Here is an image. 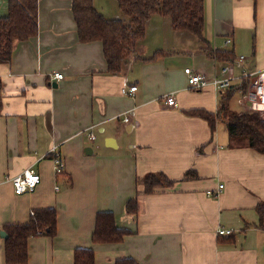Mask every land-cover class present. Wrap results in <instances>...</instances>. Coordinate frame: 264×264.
Masks as SVG:
<instances>
[{"label":"crops","instance_id":"1","mask_svg":"<svg viewBox=\"0 0 264 264\" xmlns=\"http://www.w3.org/2000/svg\"><path fill=\"white\" fill-rule=\"evenodd\" d=\"M114 2L110 19H124ZM204 2L206 43L154 14L127 67L113 75L101 42H79L73 0H39V35L17 43L11 63L0 64V264H6L4 227L27 224L36 210L50 207L58 214L57 236L31 238L28 264H74L76 249H93L95 264L125 258L264 264L258 212L264 208V154L231 146L224 122L212 128L188 116L192 110L216 114L230 90L231 110L249 111L251 89L244 94L241 88L264 71V0ZM7 14L8 0H0V17ZM206 48L233 53L236 61L219 62ZM156 53V60L144 61ZM237 62L228 91L189 88L186 69L222 78ZM58 73L63 80L53 79ZM127 86L137 91L125 96ZM170 95L174 106L165 102ZM54 148L63 159L61 176ZM30 168L41 183L17 196L11 179ZM161 173L174 185L144 195L141 180ZM220 185L218 196L207 194ZM132 199L139 202L137 215L126 210ZM108 211L131 234L119 244L95 245L96 216ZM223 229L234 234L220 236Z\"/></svg>","mask_w":264,"mask_h":264},{"label":"trees","instance_id":"2","mask_svg":"<svg viewBox=\"0 0 264 264\" xmlns=\"http://www.w3.org/2000/svg\"><path fill=\"white\" fill-rule=\"evenodd\" d=\"M124 19H107L94 6V0H73L72 13L77 25L79 42L82 44L101 42L108 73L120 74L127 67L137 43L145 37L147 23L154 14L168 17L175 31H185L204 40L205 2L204 0H114ZM257 1V0H255ZM39 0H8V14L0 17V64H10L17 43L36 38L39 35ZM206 52L219 62H235L233 53ZM144 61H154L159 57ZM244 94L250 89L246 82L241 88ZM231 91V90H230ZM222 97L219 110L211 114L204 110H192L188 116L206 120L214 128L216 120L225 123L231 146L249 148L264 154V119L258 113H238L230 108L233 91ZM192 172L187 174L191 175ZM175 182L164 174L150 175L139 183L143 194L150 195L161 188L172 187ZM128 214L139 213L138 199L127 202ZM261 223L264 221V208L258 209ZM58 214L56 208L36 210L27 224H9L4 227L7 234L5 243L6 264H28V243L31 238L57 236ZM131 232L119 228L113 212H99L96 216L92 242L97 244H119ZM93 249H76L74 264H95ZM116 264H138L132 258L120 259Z\"/></svg>","mask_w":264,"mask_h":264},{"label":"built area","instance_id":"3","mask_svg":"<svg viewBox=\"0 0 264 264\" xmlns=\"http://www.w3.org/2000/svg\"><path fill=\"white\" fill-rule=\"evenodd\" d=\"M243 59V58H241ZM241 67L240 62L234 64H228L223 70L222 78L208 79L202 74L194 72L192 69H186L185 74L188 76L189 88L194 91H202L206 88L212 86L217 92L223 93L228 91L232 85V75L234 73L235 67ZM252 88H254V97L247 96V103L249 104V109L253 113H263L264 112V71L258 72L251 75L250 77ZM53 79L63 80V75L58 73L54 74ZM137 91V87H125L122 89V94L125 96L131 95ZM165 102L168 106H174L176 101L173 95L167 96ZM126 122H129V118H125ZM91 139L94 140L95 137L91 135ZM53 163L55 166V173L58 176L63 175L65 168L63 159L61 155L57 152V149H53ZM12 185L14 187V192L17 196H22L24 194H29L35 191V189L41 183V175L38 171L30 168L25 170L21 175L11 179ZM224 186L220 185L217 192H208L209 196H218L223 190ZM220 236H230L234 234L232 230H220L218 233Z\"/></svg>","mask_w":264,"mask_h":264},{"label":"rangeland","instance_id":"4","mask_svg":"<svg viewBox=\"0 0 264 264\" xmlns=\"http://www.w3.org/2000/svg\"><path fill=\"white\" fill-rule=\"evenodd\" d=\"M100 2H103L102 3V5H101V3ZM104 4H109V5H107L106 7H104ZM112 4H115L114 6L112 5ZM113 6V7H112ZM115 6H116V3L114 2V1H110V0H100L99 2H97V6H96V8H98L97 10L99 11V13H101L103 16H105V17H107V19H110L111 17H113L114 16V11H115ZM262 24H263V22H262ZM255 36V35H254ZM253 43H254V41H253ZM252 47H253V45H252ZM253 49V48H252ZM252 54V53H251ZM237 69V68H236ZM237 70H240V69H237ZM238 72V71H237ZM252 80V79H251ZM251 80H250V82H251ZM250 89H251V93H252V95H253V97H254V95H255V93H254V88H252V85H250ZM239 96H236V98H235V103H236V107L238 108L239 107V105L237 104V98H238ZM249 111L250 112H252L250 109H249ZM259 114V113H258ZM259 116L261 117V118H263L264 119V112L263 113H260L259 114ZM223 230H225V229H223ZM233 231V230H232ZM229 236V235H228ZM231 236V235H230Z\"/></svg>","mask_w":264,"mask_h":264},{"label":"water","instance_id":"5","mask_svg":"<svg viewBox=\"0 0 264 264\" xmlns=\"http://www.w3.org/2000/svg\"><path fill=\"white\" fill-rule=\"evenodd\" d=\"M1 237H2L3 239H6L8 236H7V234L3 231V232L1 233Z\"/></svg>","mask_w":264,"mask_h":264}]
</instances>
